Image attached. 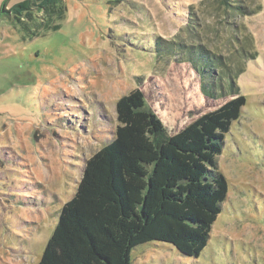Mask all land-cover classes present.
Returning <instances> with one entry per match:
<instances>
[{"label": "rangeland", "instance_id": "1", "mask_svg": "<svg viewBox=\"0 0 264 264\" xmlns=\"http://www.w3.org/2000/svg\"><path fill=\"white\" fill-rule=\"evenodd\" d=\"M63 2L56 30L0 15V264H38L123 95L142 89L170 133L227 99L201 92L191 48L217 55L246 96L218 156L228 197L199 257L152 241L133 264H264V0Z\"/></svg>", "mask_w": 264, "mask_h": 264}, {"label": "trees", "instance_id": "2", "mask_svg": "<svg viewBox=\"0 0 264 264\" xmlns=\"http://www.w3.org/2000/svg\"><path fill=\"white\" fill-rule=\"evenodd\" d=\"M65 12L63 0H22L0 15L21 24L40 14L39 29L56 30ZM185 59L204 96L227 99L170 133L142 89L123 95L114 137L85 161L38 264H133V249L152 241L189 257L207 247L229 193L218 156L246 96L217 55L191 48Z\"/></svg>", "mask_w": 264, "mask_h": 264}]
</instances>
